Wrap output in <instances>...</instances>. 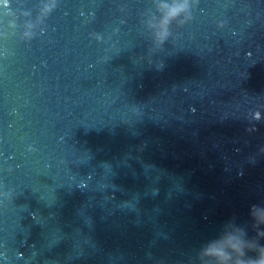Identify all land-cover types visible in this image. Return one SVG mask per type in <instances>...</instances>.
<instances>
[{
    "label": "clouds",
    "instance_id": "1",
    "mask_svg": "<svg viewBox=\"0 0 264 264\" xmlns=\"http://www.w3.org/2000/svg\"><path fill=\"white\" fill-rule=\"evenodd\" d=\"M255 252L254 256H247V252ZM204 253L208 259L214 264H264V245L252 244L250 242L229 241L226 246L210 245L204 249Z\"/></svg>",
    "mask_w": 264,
    "mask_h": 264
}]
</instances>
